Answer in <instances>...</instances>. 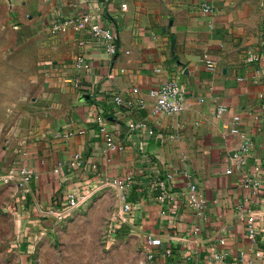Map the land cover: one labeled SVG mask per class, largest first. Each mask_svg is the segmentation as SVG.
<instances>
[{"label":"crops","instance_id":"crops-1","mask_svg":"<svg viewBox=\"0 0 264 264\" xmlns=\"http://www.w3.org/2000/svg\"><path fill=\"white\" fill-rule=\"evenodd\" d=\"M83 13L115 32L113 60L83 25L51 30ZM78 55L87 70L76 68ZM169 80L186 89L178 114L159 112L146 96ZM263 86L264 0H0V174L32 172L10 183L14 213H41L52 200L132 174L129 220L161 239L154 264H264ZM113 92L144 96L145 106L117 105ZM107 135L119 148L107 146ZM245 141L239 165L233 155ZM168 173L172 198L161 204L151 180ZM187 182L206 200L200 217L187 206ZM167 246L171 257L162 255Z\"/></svg>","mask_w":264,"mask_h":264},{"label":"rangeland","instance_id":"rangeland-1","mask_svg":"<svg viewBox=\"0 0 264 264\" xmlns=\"http://www.w3.org/2000/svg\"><path fill=\"white\" fill-rule=\"evenodd\" d=\"M16 188L0 184V264H147L146 235L123 216L112 183L82 194L70 214L14 213ZM65 205L66 200H58Z\"/></svg>","mask_w":264,"mask_h":264},{"label":"built area","instance_id":"built-area-1","mask_svg":"<svg viewBox=\"0 0 264 264\" xmlns=\"http://www.w3.org/2000/svg\"><path fill=\"white\" fill-rule=\"evenodd\" d=\"M23 1H32V0H23ZM203 10L208 11V7L206 5H203ZM72 24L75 30H80V27L83 25L85 26L90 35L94 37L95 39H99L104 44V50L109 55V57L113 60L118 52H119V46L116 41V35L115 32L109 28L107 25L102 24L100 21H98L97 17L95 15H92L90 13H83L78 16L74 17H67L61 21L54 22L51 25L52 31H62L66 29L68 25ZM125 53H128V51H125ZM205 65L209 68H213L215 66V61L208 58L207 55H203L201 59ZM74 64L76 68L78 69H84L87 70L89 68V63L86 61V59L83 57V55H78L75 58ZM110 76V75H109ZM74 85L75 87H79V79H74ZM133 94L140 95L141 92L139 88L133 87L132 88ZM186 89L185 87L176 82V81H164L163 83L159 84L156 87L150 88L146 92V96L153 99L155 103V108L162 113L165 114H178L185 110L187 104H186ZM259 98L263 101L261 105V111L264 116V86L261 88V90L258 93ZM112 101L117 105L125 104L130 109H136V108H142L145 106V98L144 96H139L136 98V100L132 99H124L116 92H113L111 95ZM222 109H218V113ZM233 121L235 124H238L239 117L236 115L233 117ZM145 126L144 122H131L129 124V127L135 128H143ZM151 133V131H149ZM106 144L110 148H119L116 144L113 143L111 137L107 135L106 137ZM251 147V143L248 141H245L240 148L236 151V153L233 155V158L237 161L239 165L243 164L245 162L244 156L245 153L249 150ZM81 159L80 154H75L74 159L72 163H78ZM227 173L230 172V170L226 171ZM185 176L189 175V171H183ZM32 177V172L27 168H20L18 170L9 171L3 174H0V183L1 184H10L11 182H16L18 184H22L24 182H27ZM172 180V174L168 173L164 177H155L151 180V188L157 190V198L158 201L163 204L168 200L171 199V193L169 189V183ZM117 187L119 191H122V206H121V212L125 213L126 215H131L132 210L134 209V205L127 201L125 198L124 193L131 189L134 185V177L132 174H128L127 176L123 177L122 179H114L111 182ZM187 188H188V194L186 203L187 206L190 208L192 213L196 217H200L205 213L206 210V200L203 197V195L199 192L197 185L192 182H187ZM83 197L78 196L77 194H71L66 199L65 205H59L57 200H52L50 204L45 206L41 209V214L44 215H50L54 217L55 219H62L70 212H72L74 209H76L80 203L82 202ZM255 216L249 215V218L247 219L246 226H247V232L248 237L250 239H254L256 235V224L254 220ZM198 231V228L195 227L192 230V233H196ZM219 243L223 244L224 239L219 238ZM146 245H147V258L149 261L147 264H154L155 260V254L156 249L162 245V241L159 237L154 235H147L146 236ZM173 254L172 249L167 246L163 250V257H171ZM257 255L259 253L256 252ZM214 258L218 259V253L214 254ZM184 264H193L188 258L185 259Z\"/></svg>","mask_w":264,"mask_h":264},{"label":"bare ground","instance_id":"bare-ground-1","mask_svg":"<svg viewBox=\"0 0 264 264\" xmlns=\"http://www.w3.org/2000/svg\"><path fill=\"white\" fill-rule=\"evenodd\" d=\"M120 213H121L123 216H125V214H123V212L120 211Z\"/></svg>","mask_w":264,"mask_h":264}]
</instances>
